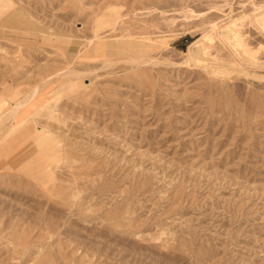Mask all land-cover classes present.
I'll use <instances>...</instances> for the list:
<instances>
[{"label":"rangeland","instance_id":"1","mask_svg":"<svg viewBox=\"0 0 264 264\" xmlns=\"http://www.w3.org/2000/svg\"><path fill=\"white\" fill-rule=\"evenodd\" d=\"M16 103L0 264H264V0H0Z\"/></svg>","mask_w":264,"mask_h":264},{"label":"bare ground","instance_id":"2","mask_svg":"<svg viewBox=\"0 0 264 264\" xmlns=\"http://www.w3.org/2000/svg\"><path fill=\"white\" fill-rule=\"evenodd\" d=\"M206 39V38H205ZM234 39H235V41L236 42H238L237 41V38H236V36H234ZM239 43V42H238ZM197 46V45H196ZM201 54V53H200ZM36 92H38V88H37V90H35ZM33 92V91H32ZM32 94V93H31ZM30 94V95H31ZM23 100V99H22ZM22 100H20V101H22ZM18 101V100H17ZM24 101V100H23ZM22 101V102H23ZM12 103V102H11ZM15 105V104H14ZM21 105V104H20ZM20 105H19V103H16V105L15 106H13L12 108H10L9 110H8V113L6 112L5 114V117L2 115V113L0 114V125L1 124H4L3 123V121H4V118L5 119H10L11 120V124H10V122H9V129H10V131L9 130H7V132L9 131V133L12 131H15V129H17L20 125H22L23 123H25V122H27V121H29V119H25V118H23V117H20V118H17L16 120H14V118H15V114L17 113V111H18V109H19V107H20ZM5 109V108H4ZM5 111V110H4ZM3 111V112H4ZM8 121V120H7ZM16 121V122H15ZM5 122H6V120H5ZM15 122V123H14ZM1 127V126H0ZM8 133V134H9ZM3 138V137H2ZM1 138V139H2ZM13 140H17V136H14L13 137ZM15 145H16V143H14V147H15ZM3 148V147H2ZM3 150H4V148H3ZM7 150H5V152H6ZM2 153H4V151L2 152V150L0 151V154H2Z\"/></svg>","mask_w":264,"mask_h":264}]
</instances>
